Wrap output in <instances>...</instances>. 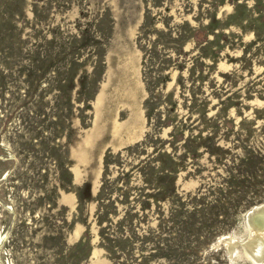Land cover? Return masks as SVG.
I'll return each mask as SVG.
<instances>
[{
	"label": "rangeland",
	"instance_id": "374dc122",
	"mask_svg": "<svg viewBox=\"0 0 264 264\" xmlns=\"http://www.w3.org/2000/svg\"><path fill=\"white\" fill-rule=\"evenodd\" d=\"M255 207L264 0H0V264H264Z\"/></svg>",
	"mask_w": 264,
	"mask_h": 264
},
{
	"label": "bare ground",
	"instance_id": "6f19581e",
	"mask_svg": "<svg viewBox=\"0 0 264 264\" xmlns=\"http://www.w3.org/2000/svg\"><path fill=\"white\" fill-rule=\"evenodd\" d=\"M249 218L252 221L250 222L252 227H254V229H258L259 231L255 233L253 237L255 241L258 240L256 241L258 242L257 252L261 254V252L264 251V207H255L254 210L249 213ZM246 247L249 249L251 247V243H247ZM262 260L264 262V259Z\"/></svg>",
	"mask_w": 264,
	"mask_h": 264
}]
</instances>
